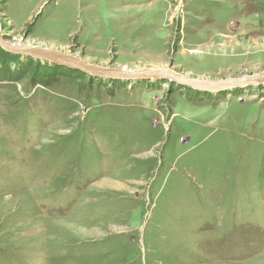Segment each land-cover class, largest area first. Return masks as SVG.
Listing matches in <instances>:
<instances>
[{"label": "rangeland", "instance_id": "rangeland-1", "mask_svg": "<svg viewBox=\"0 0 264 264\" xmlns=\"http://www.w3.org/2000/svg\"><path fill=\"white\" fill-rule=\"evenodd\" d=\"M0 27L104 69L264 74V0H0ZM34 64L0 81V264H264V84Z\"/></svg>", "mask_w": 264, "mask_h": 264}, {"label": "water", "instance_id": "water-1", "mask_svg": "<svg viewBox=\"0 0 264 264\" xmlns=\"http://www.w3.org/2000/svg\"><path fill=\"white\" fill-rule=\"evenodd\" d=\"M0 48L11 53L21 54L31 57L41 62L66 67L72 70L80 71L84 74L93 77H107L112 79H167L169 82H175L180 86H184L199 92H221L231 90L238 87L258 86L264 84V74L247 75L238 78H229L218 82L204 81L192 79L186 76L177 74L167 69H151L142 71H119L104 69L96 65H91L85 61L78 59L72 55L64 54L60 51L44 48V47H29V46H12L3 39L0 27Z\"/></svg>", "mask_w": 264, "mask_h": 264}, {"label": "trees", "instance_id": "trees-1", "mask_svg": "<svg viewBox=\"0 0 264 264\" xmlns=\"http://www.w3.org/2000/svg\"><path fill=\"white\" fill-rule=\"evenodd\" d=\"M19 56L11 55L0 48V81L1 82H17L25 78V70L30 62H35L34 67L38 71L35 74L36 85L50 87L56 84L62 77L85 76L82 72L67 69L62 66L52 65L49 63L26 59V63H22ZM30 72V70H29ZM32 75L34 72L31 73Z\"/></svg>", "mask_w": 264, "mask_h": 264}]
</instances>
